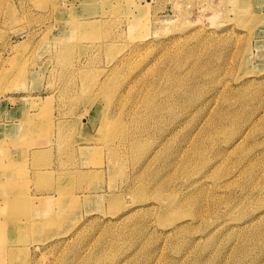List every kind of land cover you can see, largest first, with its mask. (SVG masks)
<instances>
[{"label": "rangeland", "instance_id": "1", "mask_svg": "<svg viewBox=\"0 0 264 264\" xmlns=\"http://www.w3.org/2000/svg\"><path fill=\"white\" fill-rule=\"evenodd\" d=\"M10 135L0 264H264V0H0Z\"/></svg>", "mask_w": 264, "mask_h": 264}, {"label": "bare ground", "instance_id": "2", "mask_svg": "<svg viewBox=\"0 0 264 264\" xmlns=\"http://www.w3.org/2000/svg\"><path fill=\"white\" fill-rule=\"evenodd\" d=\"M103 119H105V118H103ZM29 120V119H28ZM100 128V127H99ZM107 128H108V125H107V123H105L104 121H102V123H101V130H103V131H107ZM13 138V139H12ZM10 139V140H9ZM15 139H18V138H15ZM131 142V141H130ZM130 142H129V144H130ZM9 143V144H8ZM18 142H16L15 140H14V136L13 135H10L9 137H7V138H0V149H3V150H7V149H10V146H12V145H16ZM8 144V145H7ZM34 144H37V143H34ZM7 145V146H6ZM131 146L132 147H135L136 145H135V143H131ZM36 147V145L32 148V147H30V148H28V146L25 148V149H23L21 152L20 151H18L17 150V152L18 153H20V158H17V157H15V151H11V152H9V150L7 151V153H10L9 154V157H8V160H6L5 161V165L10 161V162H12V164H13V166L16 168V167H18L19 165H22L24 162H25V160H26V158H31L32 156H33V154H34V156H40V154H43V153H45V148H44V146L42 147V146H40V147H38V148H35ZM7 153H3L4 155H6ZM28 156V157H27ZM23 161V162H22ZM111 163H112V165L113 166H115V165H117V162H116V160H114V159H112L111 160ZM254 164V163H253ZM3 170H1L0 171V181H1V185L2 184H4V183H6V181H5V178L8 176V173L6 172V171H3ZM5 195H0V196H4L3 198H6L7 196H12V197H14V195H15V190H14V188L13 187H9V188H7L6 189V191H5V193H4ZM75 201V200H74ZM3 202L2 201H0V207H2L3 206V204H2ZM6 204H7V200H6V202H5ZM172 211V210H171ZM171 211H169V213H171ZM6 218L8 219V220H11V218L10 217H8V216H6ZM3 227H4V225H3ZM2 230V231H1ZM5 230H6V232L7 233H9V231L11 230V227H10V225H7L6 227H5ZM0 231H1V233L3 232V229H0ZM3 250H5V251H7V252H10V251H12V248H10V247H5Z\"/></svg>", "mask_w": 264, "mask_h": 264}]
</instances>
